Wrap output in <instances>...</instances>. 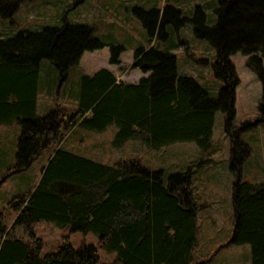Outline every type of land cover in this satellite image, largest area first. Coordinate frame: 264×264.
Here are the masks:
<instances>
[{"label": "trees", "instance_id": "trees-1", "mask_svg": "<svg viewBox=\"0 0 264 264\" xmlns=\"http://www.w3.org/2000/svg\"><path fill=\"white\" fill-rule=\"evenodd\" d=\"M29 1L36 0H0V18L12 21ZM216 2L213 25L206 21L203 7L196 6L204 17L194 32L216 49L213 73L223 84L217 97L197 79L180 74L176 53L154 40L168 36L167 27L176 17L180 22L187 19L172 4L135 8L149 29L147 45L136 48L128 67L149 76L135 83L120 80L108 67L72 77L85 52L105 46L110 47V64H121L125 47L104 42L93 25L65 21L41 29L20 28L0 38V124L17 120L21 128L11 173L23 172L48 148L53 149L41 177L9 202L15 211L12 223L5 212L0 213V264H202L195 255L203 204L194 191L192 164L187 170L168 171L151 169L135 157L104 163L62 144L76 126L104 132L114 125L116 146L129 139L151 148L194 141L206 150L217 111L225 114L235 177L234 227L227 243L248 244L252 264H264V181L241 176L249 148L236 128L231 131L240 81L230 59L233 53H243L248 67L257 73L264 117V0ZM44 60L57 68V91L73 106L58 103L42 115L38 98ZM42 221H53L73 232H92L98 235V244L75 247L64 235L55 251L41 255L45 244L36 226ZM99 248L114 251L117 257L104 263Z\"/></svg>", "mask_w": 264, "mask_h": 264}, {"label": "rangeland", "instance_id": "rangeland-1", "mask_svg": "<svg viewBox=\"0 0 264 264\" xmlns=\"http://www.w3.org/2000/svg\"><path fill=\"white\" fill-rule=\"evenodd\" d=\"M172 4L184 11L187 19L167 27L166 38L155 37L154 40L163 49L177 55L178 71L199 81L201 85L217 97L223 85L213 73L212 63L216 58V49L206 39L196 36L195 24H201L204 15L197 12V5L203 7L206 21L213 25L217 21L216 0H36L24 2L12 21L0 18V38L13 35L20 28L41 29L46 25H63L65 21L95 26L97 36L107 43L121 44V64H110V47L105 46L95 51L85 52L72 77L80 71L92 73L102 67H108L123 81L138 82L144 73L140 69L128 68L133 62L135 50L148 43L149 29L145 27L142 17L136 12L138 8H163ZM157 5V6H156ZM150 20L151 17H148ZM185 42L180 43V40ZM203 59L204 61H202ZM239 75L236 88V115L232 130L236 128L240 140L248 144L249 154L245 160L242 177L253 182L264 181V117L260 109L262 82L256 72L247 65L246 56L241 52L233 53ZM57 68L49 60H44L39 87L38 113L45 115L58 105L72 107L73 104L57 91ZM73 79V78H72ZM76 79V78H74ZM64 83V82H63ZM213 126L214 134L211 145L204 150L194 141H177L162 147H149L141 140L129 139L122 146L114 144L117 126L111 125L104 132L89 129L83 125L73 128L65 136L62 146L80 155L104 163H116L129 157L139 158L151 169L168 171L187 170L192 164L194 171V191L202 205L198 217V242L196 260L202 264H251V247L248 244L239 246L228 244L233 231L235 213L233 210V182L235 180L230 166L231 138L226 131L225 114L217 111ZM21 133L17 120L10 124H0V213L3 211L7 221L12 223L15 211L9 207L14 195L25 193L41 177V169L53 152L48 148L33 164L23 172H12L16 164V150ZM36 233L44 241L41 255L56 250L67 235L75 247L83 243L98 244V235L92 232L70 231L61 228L53 221H42L36 226ZM101 261L110 263L117 257L114 251L99 248Z\"/></svg>", "mask_w": 264, "mask_h": 264}, {"label": "crops", "instance_id": "crops-1", "mask_svg": "<svg viewBox=\"0 0 264 264\" xmlns=\"http://www.w3.org/2000/svg\"><path fill=\"white\" fill-rule=\"evenodd\" d=\"M156 6H157V5H156ZM137 69H138V68H137ZM137 69H136V70H137ZM144 76H149V75H148L147 73H144L143 77H144ZM141 78H142V77H141ZM134 83H135V82H134ZM76 127H78V126H76ZM76 127H75V128H76ZM75 128H74V129H75ZM49 156H50V155H49ZM48 158H49V157H48ZM250 256H251V255H250ZM250 259H251V258H250ZM234 264H235V263H234ZM251 264H252V259H251Z\"/></svg>", "mask_w": 264, "mask_h": 264}]
</instances>
